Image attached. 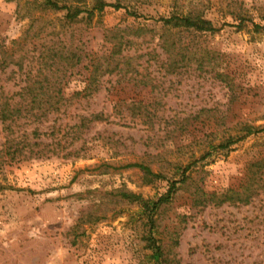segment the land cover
Wrapping results in <instances>:
<instances>
[{"label":"rangeland","instance_id":"obj_1","mask_svg":"<svg viewBox=\"0 0 264 264\" xmlns=\"http://www.w3.org/2000/svg\"><path fill=\"white\" fill-rule=\"evenodd\" d=\"M102 1L121 8L68 21L41 0H0V98L46 80L64 98L15 128L40 158L4 155L0 122V264H264V169L248 203H219L264 159V0ZM172 16L214 31L175 30L168 47L160 20ZM115 36L118 70L91 78ZM48 49L81 61L64 73Z\"/></svg>","mask_w":264,"mask_h":264},{"label":"trees","instance_id":"obj_2","mask_svg":"<svg viewBox=\"0 0 264 264\" xmlns=\"http://www.w3.org/2000/svg\"><path fill=\"white\" fill-rule=\"evenodd\" d=\"M43 5L54 11H66L65 18L68 21L75 20L80 14L85 13L88 17L94 15V13H101L106 7H112L114 9H119L121 6L119 4H107L102 0H98L89 10H82V8L71 7L66 4L64 0H41ZM163 24L162 33L159 36L160 41L166 44L168 47H174L177 43V40L173 38V31L177 30H186L192 29L199 32H211L214 31L211 22L205 20L199 16H172L167 19L160 20ZM115 35V34H114ZM112 39H120L119 41L113 42V40H109L112 43L111 51L108 55L104 57H94L90 60V74L91 78L102 77L103 75H108L118 70L120 59L124 57L119 56L124 50V43L122 41L123 38L116 36ZM51 48V47H50ZM167 49V47H165ZM51 59H53L54 65H58L59 67H65L64 73L70 68L73 69L76 67L81 58L78 55H70L63 54L61 51L50 50ZM118 55V56H117ZM127 58V57H126ZM63 62H66V65H62ZM67 69V70H66ZM123 70V69H122ZM121 71V69H120ZM57 82H54L53 85L50 84L48 80L46 81H33L26 85V98L22 99V92L18 94V100L16 101L13 97H3L0 98V122L3 125V129L5 131L4 137V155L8 156L11 160L15 159L17 156H22V151L28 147H37L39 144L33 143L30 144L25 139V142L22 143V132H17L15 128H17L18 122L22 119L31 120L32 122L36 121L39 124H42L51 112L58 111L60 105L63 103L64 98L60 94L50 95L49 88L51 90L55 89V85ZM22 91V88H21ZM57 92H60L59 90ZM22 102L24 103V111L22 110ZM51 111V112H50ZM95 116L94 118H97ZM82 122V120H81ZM251 129L247 131V135L250 134ZM264 131V128L259 129L255 132ZM33 137L38 138L39 134H37V129H34L32 132ZM228 144L232 142H227ZM29 157L35 156L36 158L42 157V153H34L33 150L29 149ZM73 153L69 152L67 156L72 155ZM127 168H138L146 175L154 176L150 169L141 164H129L126 166ZM264 169V159L252 163L249 165L247 170V182L246 186L243 187L242 190H227L225 193H222L219 203L223 202H243L248 203L250 197L255 193V190H251L253 181L258 175V173L263 172ZM7 186H3L0 184V191L6 189ZM176 182L170 184L167 193L160 197L156 202L151 203V211L154 212L161 203H166L171 198V195L175 191ZM132 199H137L136 196L128 194ZM126 195V196H128ZM149 204V203H147ZM145 205L148 208V205ZM151 223V220H149ZM159 248L156 247L154 249V254L157 259L159 256Z\"/></svg>","mask_w":264,"mask_h":264}]
</instances>
